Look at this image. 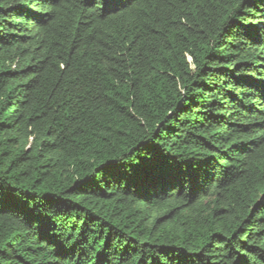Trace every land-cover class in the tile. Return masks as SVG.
<instances>
[{
  "label": "trees",
  "instance_id": "1",
  "mask_svg": "<svg viewBox=\"0 0 264 264\" xmlns=\"http://www.w3.org/2000/svg\"><path fill=\"white\" fill-rule=\"evenodd\" d=\"M0 264H264V0H0Z\"/></svg>",
  "mask_w": 264,
  "mask_h": 264
}]
</instances>
